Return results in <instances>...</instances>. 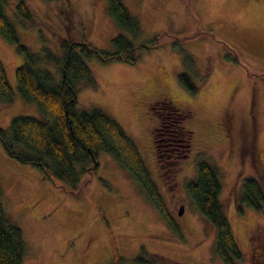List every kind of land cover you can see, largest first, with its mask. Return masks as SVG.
<instances>
[{
    "label": "rangeland",
    "instance_id": "obj_1",
    "mask_svg": "<svg viewBox=\"0 0 264 264\" xmlns=\"http://www.w3.org/2000/svg\"><path fill=\"white\" fill-rule=\"evenodd\" d=\"M26 1L34 17L27 26L17 0L5 12L36 51L48 45L60 53L61 37L112 49L118 33L136 43L161 36V45L135 63L87 59L97 87L80 86L78 105L102 108L135 140L180 231L167 225L109 153L98 152L91 182L74 194L10 156L0 139L1 200L26 240L23 264H111L114 246L126 257L119 264H136L143 248L157 254V264H222L216 228L186 188L199 160L219 170L220 198L243 253L239 264H264V207L239 206L244 178L264 181V0H122L139 20L136 36L117 24L107 0ZM0 58L15 91L10 102H0V127L8 128L16 115L43 118L37 103L19 95L16 68L23 58L1 34ZM181 72L190 75L196 92L180 82ZM163 99L188 116L177 122L166 112L161 118L149 106ZM180 129H192L189 141Z\"/></svg>",
    "mask_w": 264,
    "mask_h": 264
},
{
    "label": "trees",
    "instance_id": "obj_2",
    "mask_svg": "<svg viewBox=\"0 0 264 264\" xmlns=\"http://www.w3.org/2000/svg\"><path fill=\"white\" fill-rule=\"evenodd\" d=\"M9 2L0 0V34L16 47L23 58L22 64L16 68L17 90L24 100L37 103L44 117L16 115L11 118L8 128L0 127V139L8 154L37 167L63 190L79 194L88 187L99 167L98 152L105 151L128 170L155 203L167 225L179 232L180 228L169 212L135 140L118 120L102 108L78 105L80 86L97 87L87 59L96 57L102 63L115 60L135 63L145 50L161 45V36L157 35L150 42L136 43L124 33H118L112 38V49L99 48L87 39L61 37L60 53L48 45L36 51L20 39L15 24L7 16L5 6ZM107 2L111 16L121 28L134 36L141 32L138 18L122 0ZM16 11L25 26L27 22L34 21L33 11L26 0H17ZM179 80L192 92L198 90L187 72H181ZM14 95V88L0 58V102H10ZM155 103L149 108L158 112L161 118L166 112L174 114L177 122L188 116V111L172 100L163 99L161 104ZM177 125L181 126L180 123ZM180 132L181 137L187 140L190 133H186L185 129H180ZM102 181L107 184L105 179ZM186 188L198 210L216 228L215 251L222 264H239L243 253L234 237L225 203L220 198L222 184L218 168L206 160H199L197 177L188 180ZM1 198L0 188V264H23L26 240L21 228L8 221ZM239 203L241 209V204L255 209L264 207L262 178H244ZM157 259V254L144 248L134 257L136 264H157ZM124 260L126 257L114 246L111 264Z\"/></svg>",
    "mask_w": 264,
    "mask_h": 264
},
{
    "label": "flooded vegetation",
    "instance_id": "obj_3",
    "mask_svg": "<svg viewBox=\"0 0 264 264\" xmlns=\"http://www.w3.org/2000/svg\"><path fill=\"white\" fill-rule=\"evenodd\" d=\"M160 98H162V97H160ZM158 101H160V100H158ZM188 110H189V109H188ZM189 112H190V111H189ZM155 128L158 130L159 127H154V129H155ZM153 132H154V131H153ZM191 132H192V129L189 130V133H190V134H189V136H188V138H187V141H189L190 138H191V136H192V133H191ZM153 141H157V138H156L155 134L153 135ZM155 146H156V148H157L158 151H159V144L156 143Z\"/></svg>",
    "mask_w": 264,
    "mask_h": 264
},
{
    "label": "water",
    "instance_id": "obj_4",
    "mask_svg": "<svg viewBox=\"0 0 264 264\" xmlns=\"http://www.w3.org/2000/svg\"><path fill=\"white\" fill-rule=\"evenodd\" d=\"M183 212V205L180 206L179 213Z\"/></svg>",
    "mask_w": 264,
    "mask_h": 264
}]
</instances>
